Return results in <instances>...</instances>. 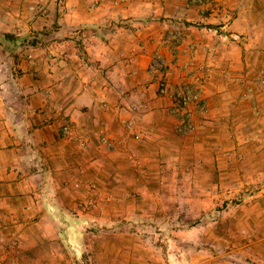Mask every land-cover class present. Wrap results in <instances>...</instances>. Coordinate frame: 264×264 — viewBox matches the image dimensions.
Wrapping results in <instances>:
<instances>
[{"label":"rangeland","instance_id":"obj_1","mask_svg":"<svg viewBox=\"0 0 264 264\" xmlns=\"http://www.w3.org/2000/svg\"><path fill=\"white\" fill-rule=\"evenodd\" d=\"M19 1L1 12L7 24L0 29V131L4 125L18 137L0 141V166L16 167L11 175L0 174V264H264V60H250L246 72L222 79L227 87L211 92L203 76L166 77L169 66L157 52L160 66L150 71L152 61L148 67L147 87L152 86L146 95L135 91L131 100L113 107L118 114H133L135 120L131 115L118 119L134 139L131 147L142 149L135 151L142 158L117 154L110 133L93 126L95 150L88 156L97 157L73 158L80 172L75 169L64 181L22 128L36 115L40 97L46 98L43 103L63 104V97L57 103V96L44 90L48 79L33 77L32 69L53 65L47 55L34 61L40 58L35 46L64 37L63 27H53L54 7L64 0ZM87 5L100 9L99 20L124 29L164 25L165 44L177 58L181 27L194 26L197 33L207 21L203 12L215 15L206 26L218 28L214 34L220 41L246 38L250 43L257 35L253 26L264 17V0H87ZM224 7L232 14L217 19ZM240 13L252 21L249 29H237L232 37L219 28ZM31 82L42 91L31 89ZM187 92L197 97L184 104ZM5 102L14 106V115L5 112ZM145 102L167 126L160 137L142 136L137 118L146 112ZM122 117L133 121L131 129ZM51 119L55 136L79 147L76 121ZM67 124L70 134L63 132ZM18 167L31 193L6 188L20 181ZM36 171L43 178L37 180ZM61 199L68 204L58 205Z\"/></svg>","mask_w":264,"mask_h":264},{"label":"crops","instance_id":"obj_2","mask_svg":"<svg viewBox=\"0 0 264 264\" xmlns=\"http://www.w3.org/2000/svg\"><path fill=\"white\" fill-rule=\"evenodd\" d=\"M14 1L0 0V29L7 24L6 18L2 17L3 9L7 3L12 4ZM54 8V29L59 30L63 27V30L67 32L62 39L53 37L44 42L45 44L38 42L35 46V54L40 58L34 61L38 63L42 56L47 55L53 65L51 69H45V71L34 67L32 72L34 73L33 77L41 76L48 79L46 82L48 86L45 85L44 90H51L53 95L57 96V99L52 97L57 100V103H61L58 98L63 97V104L56 105L52 101L43 103L46 98L40 97V104L35 107L36 115L26 119L22 128L23 130L27 129V139L33 138L32 135L35 137L41 152L47 155L45 159L49 160V169L52 167L54 175H63L64 181L67 180V176L70 178L75 174V169L80 172V168L72 165L73 158H80L81 161V155L85 154L87 156L85 158L90 161L91 158L93 160L97 157V155L88 156L93 155L95 150L91 147L93 141L91 131H94L96 127L110 133L118 145L113 150L117 154L129 159L134 158V155L142 158L138 155L139 153H135L142 149L131 147L134 139L131 138L130 133L126 134L123 131V126L118 119L121 116L130 118L129 115L132 118L133 114L128 110L126 112L122 110L118 114L113 107L116 103L124 102V99L131 100L134 97L133 94H136L135 91L140 95H146L147 88L152 86L151 84L147 87L149 83L147 80L151 77L148 67L156 54L160 53L165 59V61L163 60L165 66H169L164 68L166 77L170 76L176 81L178 78L192 80L196 75H200L205 78L207 91L211 92L222 89L224 86L227 87L225 84L228 83L222 79H231V77H237L235 75L238 72H246L250 60L262 63L264 60V17H261L253 26L257 30V35L254 39H250V43L246 38H241L239 41L231 38L220 41L221 39L218 36L215 37L214 34V31L218 32V28L206 26V23L213 22L209 15L211 17L215 15L203 12L201 17L207 21L204 26L199 27L200 29L197 28V33L192 30L195 28L194 26L183 25L181 27V43L177 46L179 53L177 58V55H173L169 49L170 45L165 44L167 42L164 39L165 33L161 31L164 25H154V27L145 25L141 28L124 29L114 23L99 20L100 9L95 5H87V0H64L63 4L55 5ZM220 11L221 14H218L217 19L232 14L231 11L226 10V7ZM177 12L186 14L182 12V9ZM251 23V20L246 19V16L240 13L219 28L232 32L229 35L233 37L238 36L235 34L237 29H249ZM202 31L211 33L204 36ZM251 46H255V48L250 49ZM199 68L203 70L200 71ZM30 84L32 85L31 89L38 91L40 88L42 91V87H37L39 85L36 83L31 82ZM77 96L78 98H76ZM119 98L121 99L119 100ZM147 103H144L146 112L137 118L138 126L143 130V138H150L151 134L160 137L162 131L168 130L167 126L164 123H159V120L155 119L157 117H153L155 111L149 110V103ZM5 105V112L9 110L14 115L12 109L14 106L7 102ZM20 106L25 107L22 103ZM6 114L9 118V113ZM55 116L64 118L70 116L76 121L75 127L78 126L76 129L79 135L74 138L79 141V147L67 143L66 140H59L60 136H55L52 128L55 120L51 119ZM0 118L2 117L0 116ZM2 126L1 142L5 143L8 139L18 137V131ZM93 126L96 127L93 129ZM131 148L134 150L131 151ZM61 163H64V166ZM5 167L0 166L1 175H6V173L11 175L16 168L12 164ZM96 172L98 171L96 170ZM17 174L20 181L17 184L15 182L6 184V188L10 191L19 189L21 192L31 193L32 187L26 183L23 169L18 167ZM33 176L39 180L43 178V173L36 171ZM57 204L66 206L68 202L66 199L63 201L61 199L57 201Z\"/></svg>","mask_w":264,"mask_h":264},{"label":"built area","instance_id":"obj_3","mask_svg":"<svg viewBox=\"0 0 264 264\" xmlns=\"http://www.w3.org/2000/svg\"><path fill=\"white\" fill-rule=\"evenodd\" d=\"M158 66H160V63H159V57H155L154 60H153V63L150 65V71H156ZM161 86H162V91H166L168 89V86H167V81L163 79L162 83H161ZM197 96L196 95H191L189 94V92H187L184 97H183V103L186 104L188 102V100L192 99V98H196ZM122 122L125 124V126L128 128V129H131L132 126H133V121H129L128 119H122ZM191 126V124H190ZM63 132L65 134H70L71 133V126L70 125H65L64 128H63ZM103 142L109 146H111V141L109 140L108 137L104 136L102 138Z\"/></svg>","mask_w":264,"mask_h":264}]
</instances>
